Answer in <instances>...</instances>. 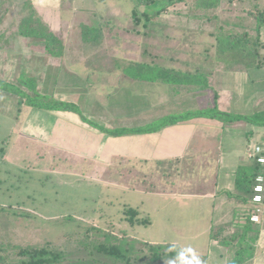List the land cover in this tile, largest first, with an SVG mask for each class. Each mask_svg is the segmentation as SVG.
Segmentation results:
<instances>
[{"label":"rangeland","instance_id":"obj_1","mask_svg":"<svg viewBox=\"0 0 264 264\" xmlns=\"http://www.w3.org/2000/svg\"><path fill=\"white\" fill-rule=\"evenodd\" d=\"M109 2L112 0H104L105 4L108 3L106 7L110 8L100 12L106 34L102 40L92 44L99 52L92 59H86L89 64L73 68L59 66L58 70L52 69L47 73L48 67L42 63L43 56L39 57L37 52L18 60L23 67L19 72H9L11 77L14 74L13 82L23 74L28 75L37 80L42 93L53 94V80L56 78L65 80L71 74L81 79L86 77L89 81L82 85H93L89 91L90 99L103 103L108 100L104 96L111 92L103 85H132L122 79L117 62L128 65L129 62L147 61L165 69L198 72L207 78L205 85H241L235 82L234 77L231 79L229 71L242 77L248 70L244 66L220 65L214 44L216 34L222 28L242 33L244 26L254 27L248 16L249 11H254L252 0L243 4L224 0L209 12L197 6L196 0H184L177 6L168 7L157 23L148 28L134 17L135 12L142 14L144 10L139 0H122V10ZM119 16L122 18L118 23L116 19ZM149 28L154 29L152 36L148 35ZM76 33V28L71 31V34ZM251 75L263 77L264 69H254ZM142 85H163L178 91L174 90L171 103L166 94L161 93L158 106L144 109L142 118L147 122L181 112L186 95L180 96V88L160 82L141 83L143 89ZM118 92L126 93L127 90ZM144 92L149 97L155 94L152 87ZM149 97L142 98L144 104H148ZM194 106L187 104L184 108L186 111L202 108ZM39 110L20 106L16 96L0 91V264L19 261L17 248L45 242H51L56 249L65 252L66 260L59 264H105L91 259L97 258L96 254L87 256L86 251L93 248L91 245L108 243L103 233L119 235L122 237L119 243L127 240L133 246L132 250L138 255L132 256L130 264H208L212 233L222 232V227L228 225L224 228H229L232 223L234 195L224 196L222 193L210 202L203 197L208 187L189 188L184 183L205 182V171L211 168L213 177L216 173L213 159L219 158L218 155L211 154L208 163L200 154L203 151L195 155L189 152L188 157H195L192 161L194 169L190 165L176 169L178 164L174 163L146 164L129 159L128 162L126 158L114 159L109 166L95 165L74 155L58 153L55 146H44L38 137L29 133V123L41 127L36 114L32 115ZM97 112L100 114L101 109ZM203 128L204 132L212 135L204 147L208 151L212 146H218L223 137L219 128ZM253 137L251 143H256ZM257 145L264 147L262 143ZM129 207L138 208L141 216H149L150 224L131 226L126 218ZM84 233H89L91 239L82 236ZM145 242L175 244L185 254L177 258H162L157 263L141 260L143 252H151L143 250ZM258 244L254 258L255 255L264 257V237Z\"/></svg>","mask_w":264,"mask_h":264},{"label":"crops","instance_id":"obj_2","mask_svg":"<svg viewBox=\"0 0 264 264\" xmlns=\"http://www.w3.org/2000/svg\"><path fill=\"white\" fill-rule=\"evenodd\" d=\"M23 1L25 0H9L2 7V0H0V13L5 8L8 10L6 16L3 18L0 16L3 19V22L0 19V79L13 82L15 79L14 74L11 77L10 73L20 71V67H23V65L18 60L26 59V55H35L37 52L39 57L42 55V63L44 67H48V73L52 69L58 70L59 66L73 68L75 65L89 64L90 61H86V59H92L99 52L92 45L84 43L82 29L83 27L94 28L102 25L100 12L110 8L106 7L108 3L105 4L104 0H31L41 18L65 41V49L60 59L48 56L42 46H37L30 39L18 35L16 28H10L18 23L16 11L19 10ZM249 2L251 3V0ZM109 3H112L115 8L120 7L122 10V0H112ZM255 3L258 9L264 11V0H256ZM121 18L122 16L117 17L116 21L119 23ZM75 28L78 34H71V31ZM122 30L124 33L126 32L124 29ZM153 30L149 29L150 34L148 35L152 36ZM260 39L264 42V26L260 29ZM70 42L75 44L70 45ZM36 46L41 50L35 49ZM15 59H17L16 66ZM119 60L123 61L121 58ZM120 64L124 63L120 62ZM219 64L221 65V63ZM235 66L243 67L241 65ZM229 72H231V79L234 77L235 82L244 85V87L241 85L178 87L180 91L182 90L180 96L184 97L183 95H186L183 98V108L180 107V110L185 112L184 106H187V104L191 106L194 104V107L208 108L212 104L214 90L217 93V106L221 111L241 115L264 111V76H252V70H249L244 73V76H242L244 79L241 80L242 77L239 74L234 71ZM43 80L46 81V79ZM88 81L86 77L81 79L72 74L71 77L65 80L60 77L58 80L56 78V80H53L55 84L53 95L57 100L77 104L85 117L104 126H108V124L115 125L117 121H122V119H134L135 122H142L146 120L142 118L145 114L144 111L160 104L161 93H165L170 100L169 103H171L174 97L173 93H175L174 90H176L169 86L164 88L163 85H142L143 89L140 85H103L102 87L107 86V89H110L111 92L104 96V99L108 100L102 103L99 100L92 101L90 99L91 92L89 91H91L93 85H82L84 82L88 83ZM150 87H152L155 94L149 97V95L143 93H145L144 90L146 91ZM174 87L177 88V86ZM122 89L127 90V92L119 93L118 91ZM125 97L129 100L126 101ZM143 97H149L148 104H144ZM137 98L141 100L137 101ZM179 105L181 106V104ZM98 109H101L100 114L97 112ZM36 112L38 113L32 115L36 114L35 117L40 121L41 127L38 128L29 123L28 126L31 127L28 130L29 133L38 137L44 146H55L58 153L63 152L74 155L95 165L109 166L114 159L126 158L128 162L129 160H137L146 164L174 163L178 164L176 169H184L183 166L186 168L189 165L191 169H194L195 165L192 166V161L195 157H188L189 152L195 155L198 151H203L200 154L204 155L203 157L206 158L205 160L208 163L211 154L218 155L219 158L213 159L216 162V173L213 177H211L213 171V168H211L205 171L206 175L209 174L208 176L205 175L206 178L204 176L205 182H188L184 185L189 186V188L208 187L203 197L210 202L215 196L222 193L224 196L234 195L232 196L235 199L233 204L234 216L230 219L232 223L229 228H226V233L238 231L237 224L243 223L241 215L245 206L237 197L236 173L241 165H251V162H254L247 155L257 144H264L263 129L255 130L254 136L257 142L251 143L254 137L251 136L250 139L247 137L249 135H246V131L248 134V129H251L249 127L223 128L215 120L196 118L168 126L155 133L112 137L85 125L80 116L72 112L49 111V113L44 110ZM127 114L128 117H126ZM211 126L219 128L223 138L221 141L218 140L220 142L218 146H212L207 151L204 147L206 143L211 141L212 135L204 132L203 127L211 128ZM187 162L190 163L186 165ZM205 167L207 168V166ZM251 205L254 208L252 203ZM212 208H215L214 205ZM256 224H258L256 229L259 236L254 245L255 251L258 250V243L264 237V213L261 215V222ZM214 233L216 232L212 234ZM209 249L208 264H228L229 250L221 246L217 239L212 238ZM249 264H264V257L255 255V258Z\"/></svg>","mask_w":264,"mask_h":264},{"label":"trees","instance_id":"obj_3","mask_svg":"<svg viewBox=\"0 0 264 264\" xmlns=\"http://www.w3.org/2000/svg\"><path fill=\"white\" fill-rule=\"evenodd\" d=\"M9 0H2V7ZM184 0H139L144 10L142 14L135 12L134 17L137 22H144V26L148 28L157 23L163 12L168 7L177 6ZM224 0H196L195 4L201 9L210 11L214 7L218 8ZM244 3L247 0H236ZM250 1V0H249ZM256 0H252L254 4ZM233 3V2H232ZM235 5V4H234ZM254 11H249L248 16L253 20L254 27L247 28L244 26L242 33L232 32L221 29L216 34L215 49L217 52V61L230 66L241 65L248 71L262 69L264 67V42L260 39V29L264 26V11H261L254 4ZM0 16H6L8 10H1ZM18 23L10 28H16L17 34L26 39L39 44L45 49V52L53 58H62L65 49V41L62 36L54 32L49 25L41 18L34 8L31 0L22 2L19 10L16 11ZM0 18V19H2ZM140 18L143 20L140 21ZM3 22V19H2ZM153 27V26H152ZM151 29V28H149ZM1 30V24H0ZM84 43L92 45L102 40L106 30L104 25L100 28L83 27L82 29ZM4 38V37H3ZM2 40V39H1ZM95 46V45H94ZM147 62V61H146ZM143 62H129L128 65L120 64L122 79L132 85H141V83H163L174 85L177 87L185 86H201L207 83V78L198 72H182L176 70L165 69L161 66H155ZM229 66V67H230ZM127 82V83H128ZM0 91L16 96L19 99L20 106L35 108L50 112H72L80 116L83 123L92 129L112 137H123L141 134H150L158 132L168 126L185 122L191 119L203 118L215 120L222 125L223 128L229 127H249L248 135L254 136L255 130L264 129V111L256 112L249 115H241L221 111L217 106V93L213 90L214 95L212 104L208 108L195 111L174 112L171 115L162 118H156L147 122H135L134 119L117 121L115 125L108 124L104 126L95 120L88 119L84 116L81 108L71 102L57 100L53 94H44L37 86V80L28 75H21L17 82H8L0 79ZM129 120V121H128ZM259 176H264V166L256 161L251 165H241L236 173V191L237 197L245 206L241 215L243 223H237L238 231L226 233V228H222V232L214 233V239L218 243L228 248L229 262L228 264H249L254 258V245L258 240V224L251 222V216L254 208L251 205L253 190L256 180ZM24 215H21L23 217ZM127 221L131 226L150 224L149 216H141L138 208L129 207L126 210ZM102 233V231H99ZM108 243L91 245L92 249H87V256L96 254L97 258L91 257L93 260L101 261L105 264H130L132 256L138 254L132 250L131 244L127 240L119 243L122 237L113 233H103ZM82 236L91 239L89 233ZM113 239V241H112ZM85 243L83 241H80ZM91 244H94L91 242ZM144 249L150 250V254L143 252L141 260L148 259L153 263L159 262L162 258H177L184 251L175 244L156 245L152 243H144ZM88 248V246H85ZM177 248V249H176ZM176 249L175 251H172ZM16 256L19 261L12 264H59L66 260L64 251L56 249L51 242H45L42 245H31L16 249ZM91 256V255H90ZM108 259V262L105 261ZM104 260V261H102Z\"/></svg>","mask_w":264,"mask_h":264},{"label":"built area","instance_id":"obj_4","mask_svg":"<svg viewBox=\"0 0 264 264\" xmlns=\"http://www.w3.org/2000/svg\"><path fill=\"white\" fill-rule=\"evenodd\" d=\"M248 158L256 161L258 164L264 166V147L256 145L248 153ZM252 204L254 205V213L251 216V222L260 223L261 215L264 213V176H259L256 180V185L253 190Z\"/></svg>","mask_w":264,"mask_h":264}]
</instances>
